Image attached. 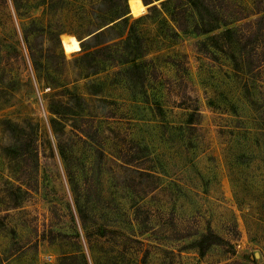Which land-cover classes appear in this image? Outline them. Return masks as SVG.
I'll use <instances>...</instances> for the list:
<instances>
[{"label": "rangeland", "instance_id": "rangeland-1", "mask_svg": "<svg viewBox=\"0 0 264 264\" xmlns=\"http://www.w3.org/2000/svg\"><path fill=\"white\" fill-rule=\"evenodd\" d=\"M145 5L0 0V264H264V35Z\"/></svg>", "mask_w": 264, "mask_h": 264}, {"label": "trees", "instance_id": "trees-1", "mask_svg": "<svg viewBox=\"0 0 264 264\" xmlns=\"http://www.w3.org/2000/svg\"><path fill=\"white\" fill-rule=\"evenodd\" d=\"M144 1L145 3H152L155 0ZM168 1H173L172 14L177 21L178 29L184 32L192 30L199 34L216 28V23L230 24L235 21L243 20L240 25L226 29V32L235 33L239 31L240 33L238 38L244 48H247L250 43L255 44L258 42L259 36L262 34L264 35V26L261 25L264 21V0H255L254 7L251 10H246L241 4L236 3L233 0ZM196 12H198L199 15H197ZM124 15L125 14L122 16ZM205 15L209 17H205ZM252 15H254V17H251ZM247 18L250 19L247 20ZM122 19L125 22H128V18L126 16ZM206 21L212 22V24L206 23ZM130 29V31L135 32V37L140 38L139 34L136 32L135 25H131ZM128 37H131V34H129ZM108 48V45H102L97 47L95 52L105 51ZM250 55L253 57L252 52H250ZM30 56L33 66L35 68H39V61L33 50H30ZM223 240L224 238L221 235L216 233L213 229H209L197 240V245L201 250V254H203L209 246L215 243H220Z\"/></svg>", "mask_w": 264, "mask_h": 264}, {"label": "bare ground", "instance_id": "bare-ground-1", "mask_svg": "<svg viewBox=\"0 0 264 264\" xmlns=\"http://www.w3.org/2000/svg\"><path fill=\"white\" fill-rule=\"evenodd\" d=\"M130 7L134 13H142L146 5L143 0H129Z\"/></svg>", "mask_w": 264, "mask_h": 264}]
</instances>
